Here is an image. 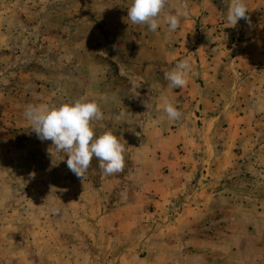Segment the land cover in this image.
Returning <instances> with one entry per match:
<instances>
[{"label": "rangeland", "instance_id": "374dc122", "mask_svg": "<svg viewBox=\"0 0 264 264\" xmlns=\"http://www.w3.org/2000/svg\"><path fill=\"white\" fill-rule=\"evenodd\" d=\"M227 1L216 2L220 16L214 28L220 17H224L225 6L230 4ZM251 12H247L248 20H241L253 22L259 12L254 9ZM41 20L39 18L38 22ZM111 20L110 26L118 24L117 19ZM30 21L29 18L24 26L27 29L32 26ZM77 21L72 19L73 27H78L74 24ZM108 21L102 19L100 25L109 26ZM39 23L35 21L36 25ZM73 31L72 41L79 36ZM36 33L34 41L42 36ZM16 36L22 41V34ZM236 40L245 39L239 36ZM100 41L102 50L88 49L86 65L79 60L77 50H70L66 60L63 51L39 47L37 65L30 64L36 51L27 50L25 56H21V51L16 55L15 49L8 54L11 62L7 71L0 74V77L5 75L7 82L0 85V94L5 95L0 96V264H264V210L260 209L258 214L249 209L254 199L259 200V205L260 201L264 202L263 171L258 179H245L247 188L236 194L246 196L248 207L230 210V236L217 231L221 226L211 227L215 235L219 234L221 239L225 236L227 240L224 258L220 251L217 253L220 257H210L206 263V258L195 255L196 229L203 232L209 227L174 223L187 221V215L199 221L222 216V211L215 214L204 208L193 214L186 211L184 217L179 218L183 202L194 201L202 207L210 205L212 200L207 191L211 187L202 175L212 173L218 165L227 166L232 156L243 150L239 145H226L224 138L231 136L229 118L215 119L213 126L208 127L199 102L198 119L194 128L187 131L192 138L190 145L187 141L177 145H145L143 124L150 115L142 111L143 107L156 104V100L144 98L143 83L134 76L147 72L146 65L140 63L150 58L149 53L118 48L107 32L100 36ZM47 63L52 65L46 66ZM47 67L54 70L49 71L53 74L49 76L53 78L54 89L46 85ZM30 78L36 79L37 84L32 85ZM86 93H90V97H86ZM81 98L97 102L103 112V120L92 121L95 135L111 131L125 145L123 172L103 174L99 160L94 157L84 178H78L67 167V154L57 151L52 141H41L24 115L28 105L59 107ZM121 111L126 115L117 119ZM256 125H260L257 136L263 140L264 118L256 120ZM259 147L264 154V144ZM174 153L180 159L188 158L181 160L177 169L163 167L165 173L174 176V172L185 171L191 178L181 187L184 195L180 198L169 199L164 205L156 204L150 190H154V182L164 176L161 168L156 169L154 161ZM237 161H233V168H247L240 167ZM141 165L148 167L150 174L146 175ZM262 168L264 170V164ZM197 175L196 182L193 177ZM163 181L161 188L176 187ZM242 181L238 179L237 183ZM248 189L250 193L246 195ZM53 207L60 210L58 214L51 212ZM201 211L205 213L202 216ZM151 234L155 235L150 241ZM259 237L261 242H258ZM220 249L219 245L216 250Z\"/></svg>", "mask_w": 264, "mask_h": 264}, {"label": "crops", "instance_id": "0c3cea01", "mask_svg": "<svg viewBox=\"0 0 264 264\" xmlns=\"http://www.w3.org/2000/svg\"><path fill=\"white\" fill-rule=\"evenodd\" d=\"M219 1L168 0L158 18L159 27L156 32H152L146 25H135L128 19V8L132 0H0V74L1 71H7V66L11 62L8 54L15 49L16 55L21 51V56H25L24 52L27 50L36 51V57L30 59L31 65H37L40 62L39 47L49 51H63L61 53L66 56V60L70 50H77L79 60L86 65L88 49L102 50L100 36H104V32H107L118 48H133L149 53L150 58L140 63L146 65L147 72L140 77L134 76L143 83L144 98L156 100V104L143 107V111L141 110L143 114L150 115L148 122L143 124L145 145L164 146L166 143L177 145L183 141H187L190 145L192 138L187 135V131L194 128L198 119L197 104L199 102L202 105V118L206 119L207 124L209 123L208 127L213 126L215 119L229 118L231 136L225 137L224 140L230 147L239 145L243 149L239 155L232 156V160L238 159L237 163L240 167L247 168L242 170L233 168L235 164L231 160L228 167L218 165L212 173L203 174L202 178L205 176L209 181L207 185L211 187V190L207 191V195L212 200L210 205L202 207L196 205L194 201L183 202L180 207L182 214L179 218L184 217L186 211L193 214L194 211H203L204 208L213 210L215 214L222 211V216L199 221L187 215L185 222H171V225L173 222H180L187 227L210 228L203 232L196 229L197 250H195L196 254L192 253L196 257L206 258V263L210 257H220L217 254L220 251L224 258L225 250L228 248L225 236L221 239L219 234L215 235L211 227L221 226L217 231H221L222 235L230 236L228 228L231 225L230 210L232 208L246 210L248 207L246 196L236 194L247 188L245 179H258L262 176V171L264 172L262 168L264 154L259 147L260 144H264L262 142L264 139L257 136L260 135L257 131L260 125H256V120L264 118V0H245L248 11L252 14L251 10L254 9L259 14H256L257 18L253 22L247 23L240 19L235 26H230L227 22L231 4V0H228L227 3L230 4L225 6L223 15L226 19L224 31L217 36L214 25L220 16L216 3ZM170 14L181 18L180 27L175 32H169L163 19ZM29 18L32 26L27 29L24 26L28 24ZM39 18L42 19L41 23L38 22ZM105 18L109 19V26L104 27L100 24ZM72 19L78 20L74 23L78 24V27H73ZM110 19H117L118 24L110 26ZM43 20H45L44 24H42ZM35 21L39 24L36 25ZM88 22H91L92 26L90 24L87 27ZM73 30L79 34L74 41H72ZM36 32L42 36L34 41L33 36L37 35ZM16 34L23 35L22 41L16 39ZM239 36L245 40L237 42L236 39ZM98 58L100 61L101 58ZM183 59H188L191 64V71L187 77L188 84L183 88L172 87L165 79V73L172 71ZM48 60L51 61V59ZM48 65L52 64L47 63L46 66ZM46 71V85L49 84V87L54 89L53 78L49 76L53 77L49 71L54 70L47 67ZM30 80L32 85L37 84L36 79L30 78ZM1 83H7L5 75L0 77V85ZM84 90L82 88V92ZM82 92L80 91L81 96H83ZM230 95L231 98L228 99ZM0 96L5 95L0 94ZM87 96L90 97V93H86ZM168 101L182 113L180 120L168 119L163 110L164 104ZM186 158L188 156L180 159L178 154L174 153L162 156L164 161L159 157L154 161L156 169L161 168L160 173L162 177L164 176L162 180L155 181L154 190H150L156 204L164 205L167 201L169 202V199L184 195L181 187L185 186L191 178L189 173L178 171L172 173L174 175L172 176L165 173L166 169L164 170L163 167L177 169L180 161ZM224 162L227 164V159H224ZM140 168L146 175L150 174L145 165H141ZM193 178L197 182L199 175ZM238 179L243 181L237 183ZM163 180H167L176 187L161 188ZM248 193H250L249 189L245 194ZM254 201L253 207L249 209L255 212L264 210V202L260 201L259 205V200L254 199ZM204 214L202 212L201 216ZM151 235L150 241L155 234ZM216 239L218 242H215ZM258 242H261L260 237ZM204 244L207 248H204ZM219 245L221 249L216 250Z\"/></svg>", "mask_w": 264, "mask_h": 264}, {"label": "clouds", "instance_id": "9594fccd", "mask_svg": "<svg viewBox=\"0 0 264 264\" xmlns=\"http://www.w3.org/2000/svg\"><path fill=\"white\" fill-rule=\"evenodd\" d=\"M167 3L168 0H132L127 17L132 24L146 25L149 31L156 32L159 27L158 18ZM247 12L245 0H231L227 14L228 24L235 26L240 19L248 20ZM163 19L169 32H175L180 27L181 18L177 15H166ZM190 71V61L183 59L172 71L165 73V79L170 82V86L183 88L188 84ZM163 110L170 121H178L182 117V113L170 101L164 104ZM24 115L41 141L50 140L57 151L67 154V167L78 178H84L94 157L99 160L103 174L123 172L125 145L111 131L98 137L94 133L92 121L104 119L97 102L81 98L59 107L28 105ZM125 115L121 111L117 119H122ZM59 211L56 207L51 208L53 214H58Z\"/></svg>", "mask_w": 264, "mask_h": 264}, {"label": "built area", "instance_id": "2783aa9c", "mask_svg": "<svg viewBox=\"0 0 264 264\" xmlns=\"http://www.w3.org/2000/svg\"><path fill=\"white\" fill-rule=\"evenodd\" d=\"M225 25V19L224 17H220L217 25L215 26V35L220 36L221 33L223 32V28Z\"/></svg>", "mask_w": 264, "mask_h": 264}]
</instances>
